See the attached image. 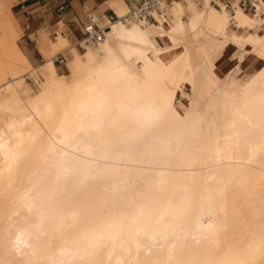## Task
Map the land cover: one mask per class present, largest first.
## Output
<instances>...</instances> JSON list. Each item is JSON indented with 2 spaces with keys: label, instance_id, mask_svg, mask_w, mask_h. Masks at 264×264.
<instances>
[{
  "label": "bare ground",
  "instance_id": "obj_1",
  "mask_svg": "<svg viewBox=\"0 0 264 264\" xmlns=\"http://www.w3.org/2000/svg\"><path fill=\"white\" fill-rule=\"evenodd\" d=\"M187 1L35 67L0 0V264H264V1Z\"/></svg>",
  "mask_w": 264,
  "mask_h": 264
},
{
  "label": "crops",
  "instance_id": "obj_2",
  "mask_svg": "<svg viewBox=\"0 0 264 264\" xmlns=\"http://www.w3.org/2000/svg\"><path fill=\"white\" fill-rule=\"evenodd\" d=\"M11 1L13 2V0ZM192 1L198 7H203V0ZM174 2L188 5L187 0H171L169 1L171 9L174 7ZM224 2L231 5L230 0H224ZM211 4L216 6L220 2L213 0ZM21 5L24 6V9ZM135 6V0H22L16 5L19 8L14 12L22 31L19 47L27 55L31 63L38 67L47 58L45 45L48 42L58 43L60 38L67 39L68 37L72 41L82 42L85 38V29L93 24V18L95 19L96 17L97 24L104 27L109 25L111 16L122 17ZM62 55L59 56L65 59L64 55ZM229 55L227 53L223 57L224 60ZM247 60L246 57L245 62ZM235 63L233 61L232 65ZM59 64L63 65L64 62ZM55 65L61 71L58 62ZM258 68L259 62H253L249 66L251 70H257ZM28 79L31 83L29 82L27 87L33 88L39 85L31 77Z\"/></svg>",
  "mask_w": 264,
  "mask_h": 264
},
{
  "label": "built area",
  "instance_id": "obj_3",
  "mask_svg": "<svg viewBox=\"0 0 264 264\" xmlns=\"http://www.w3.org/2000/svg\"><path fill=\"white\" fill-rule=\"evenodd\" d=\"M171 0H135L136 6L128 14V17L135 19L144 24H150L158 22L160 20L165 21L168 17V5ZM242 8H254L256 3H261L264 0H238ZM24 9V6L21 5ZM264 16V14H263ZM117 16H111L110 21H116ZM93 24L86 27L85 29V40L101 41L106 37L107 31L111 30L109 25L101 27L97 24L96 20L93 18ZM56 62L63 63L64 59L59 56Z\"/></svg>",
  "mask_w": 264,
  "mask_h": 264
},
{
  "label": "rangeland",
  "instance_id": "obj_4",
  "mask_svg": "<svg viewBox=\"0 0 264 264\" xmlns=\"http://www.w3.org/2000/svg\"><path fill=\"white\" fill-rule=\"evenodd\" d=\"M20 1H22V0H13V2L10 0V6H11V10H12V12H13V14H14V12H16V10L19 8V7H16V5L20 2ZM214 8H216V9H220L221 8V4H219V5H214V4H211ZM231 6V5H230ZM250 10V9H249ZM172 12H173V10H172ZM42 34V33H41ZM22 38V36H20L18 39H17V44H18V46H20V44H19V41H20V39ZM65 57V56H64ZM66 59V58H65ZM58 65H59V67H61V71L60 72H63L64 71V64L63 65H61V64H59L58 63ZM31 83V81L29 80V79H26V81H25V83H24V86H26L27 87V84L28 83ZM39 88H40V86L38 85V86H36V87H33V89H34V92H37L38 90H39ZM188 93H190V91L187 89L186 90ZM187 98V96L186 95H181L179 98H178V102H180L181 100H185Z\"/></svg>",
  "mask_w": 264,
  "mask_h": 264
}]
</instances>
